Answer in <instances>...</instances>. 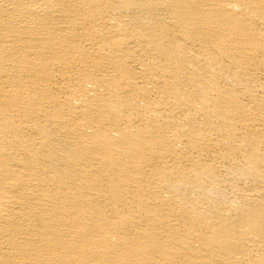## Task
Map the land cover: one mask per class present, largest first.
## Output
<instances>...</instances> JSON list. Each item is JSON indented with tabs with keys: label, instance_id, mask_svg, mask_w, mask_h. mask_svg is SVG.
Masks as SVG:
<instances>
[{
	"label": "bare ground",
	"instance_id": "obj_1",
	"mask_svg": "<svg viewBox=\"0 0 264 264\" xmlns=\"http://www.w3.org/2000/svg\"><path fill=\"white\" fill-rule=\"evenodd\" d=\"M0 264H264V0H0Z\"/></svg>",
	"mask_w": 264,
	"mask_h": 264
}]
</instances>
